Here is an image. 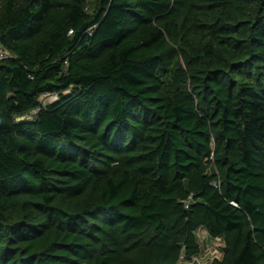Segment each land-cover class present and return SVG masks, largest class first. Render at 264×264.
I'll list each match as a JSON object with an SVG mask.
<instances>
[{"label":"trees","instance_id":"obj_1","mask_svg":"<svg viewBox=\"0 0 264 264\" xmlns=\"http://www.w3.org/2000/svg\"><path fill=\"white\" fill-rule=\"evenodd\" d=\"M0 53V264H264V0H0Z\"/></svg>","mask_w":264,"mask_h":264},{"label":"built area","instance_id":"obj_2","mask_svg":"<svg viewBox=\"0 0 264 264\" xmlns=\"http://www.w3.org/2000/svg\"><path fill=\"white\" fill-rule=\"evenodd\" d=\"M0 57H2L1 53ZM57 98L58 96L56 94L45 93L41 97V100L54 102L57 100ZM202 236L203 238H205L206 233ZM223 245L224 241H222V239L220 238H217L215 241L207 243L205 247H203V251L201 254H197L191 258H185L184 256H182L177 264H212L215 260L222 259Z\"/></svg>","mask_w":264,"mask_h":264}]
</instances>
